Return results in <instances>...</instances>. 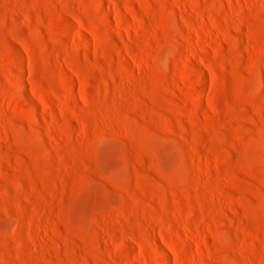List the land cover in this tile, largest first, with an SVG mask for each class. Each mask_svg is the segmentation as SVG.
<instances>
[{
    "label": "rangeland",
    "instance_id": "obj_1",
    "mask_svg": "<svg viewBox=\"0 0 264 264\" xmlns=\"http://www.w3.org/2000/svg\"><path fill=\"white\" fill-rule=\"evenodd\" d=\"M0 264H264V0H0Z\"/></svg>",
    "mask_w": 264,
    "mask_h": 264
}]
</instances>
